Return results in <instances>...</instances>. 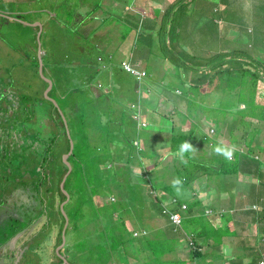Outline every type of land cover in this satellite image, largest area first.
<instances>
[{
    "label": "trees",
    "instance_id": "obj_1",
    "mask_svg": "<svg viewBox=\"0 0 264 264\" xmlns=\"http://www.w3.org/2000/svg\"><path fill=\"white\" fill-rule=\"evenodd\" d=\"M83 1L85 0H77V4L74 0L66 1L69 7L68 10L70 11V18L74 16V12L77 10L76 8L81 9L83 13L85 12V18H89L91 14H94L93 12L95 10L96 12H100V15L106 14V17L104 18V16H102L104 19L100 20V24H98L97 26L95 25L94 30H91L88 35L80 31V25L82 23L79 25L77 24L75 26H71L69 28V32L66 34V38L69 39L68 45L70 47H74L75 45H77V50H79V52L82 51V48L84 47L88 48V51H84V53L88 54L89 58L92 57V55H90L89 53V49L91 48L96 50L95 52L99 55H101L102 52L104 53L106 58H104V56H101L98 59L102 62L105 60L101 65V69H99V67L97 66L96 70L93 73L91 72V75H87V73H89L88 71H91V66H89L88 68L87 66L90 62L92 63V61H89L90 59L85 60L82 66L83 70L81 69L82 73L84 74L80 73V76L83 77V81H77L80 82L78 83L80 85L77 86H81V88H84L81 89V92L87 96V103L90 105L96 104L99 107H103L102 104L106 103L104 100H106L105 97H107L108 93L105 91H101L99 93L100 95L96 97L94 94V89L103 87V84H99L100 80L98 76L105 70L110 68L112 62L116 63V54L112 51H109L105 48H100V46L95 45L94 34L98 30L102 29L104 25L110 24L113 20H115L117 23L120 22L121 18L115 17V14L119 15V13L114 12V9L110 10L105 7L102 0L91 3L94 5V7L81 5ZM123 1L125 2L126 0ZM193 1L194 4L192 5V7H190L189 5ZM255 1L256 2L253 6V10L243 9L241 5L240 7H238L237 4L239 3L237 0H216L215 2H207L212 6V11H215L219 14L218 20L212 18L211 21L213 23H211L210 25H213V27L216 26V31H218V29H220L219 26L230 18L231 24L240 26V30L244 33L245 36H248L249 44L245 45V47L235 45V43L240 42L241 39L234 40L232 38L227 40L225 44L224 42L219 41L222 47L219 48L216 52H213L210 55L204 57L199 56V54L197 53L202 49L201 46L197 50L196 47H191L189 44L182 45L178 43L177 49L174 50L170 48V59L181 69L188 70L190 72V75L188 76V74H185L184 77L177 82V84L168 82L165 85L166 88H170L171 90L179 93L180 96L184 97L185 99L187 98L190 105L189 109L193 108L196 105L198 106V100H201L204 109L209 108L215 115L219 116L221 114L227 116L229 112L236 113L238 115L240 114L241 117H238L239 121L245 126L244 128L246 129V131H249V135L251 134L254 127L257 133V131L259 130L258 123H264V0ZM127 2L130 4L131 12L133 14L137 13V16L139 15L140 22L138 21V23L136 22L137 24L133 23L131 25L124 24V26H130V29H124V31L122 30V39L135 37L137 38L136 41H138L139 39L141 41L144 37H146L150 42L157 40L156 42H159V44L153 45L152 43H146L144 47L147 46L146 51L149 53L158 51V57L159 50H162V41H168L169 36H174V34H176V37H179V34H177L176 32L177 30H180L183 21L182 18L184 16H188V9H195L194 5H196L195 0H157V2H159V5L157 4L158 8H152V4H149L150 6L147 8L148 11L144 9V12H140L139 0H128ZM164 2H166V5L163 9L162 3ZM231 7L233 8V10H230ZM131 12L129 11L128 13ZM147 12L148 14L149 12H153V15L155 16L154 19H157V27L155 29H152V33L146 34L144 31V24H147L145 23V13ZM121 16L125 17L124 15ZM140 23L142 24L141 26H139ZM254 23H258L259 25H255ZM253 26H255L256 30L259 29L260 32H256V30L250 31ZM163 35L166 37L164 38ZM246 40L247 39H244V41ZM228 44H230V46H227ZM150 45L154 46V48H151ZM174 45L176 46V43H174ZM186 45L190 46L192 52H190L191 50H188V48H185ZM141 47L142 46H140V44L136 45L135 48H132V50L128 54V57L122 58L119 62V66L121 67V69H123L126 73L134 76L135 82L137 83L136 94L134 98L135 102L132 103L134 104L133 106L132 104H130V108L132 111L130 114L132 115L131 117H129V119L131 121L133 120L136 126H138L139 128H144V130L148 129L151 125L158 126L156 124H159L160 122H165L166 124L170 123V127L172 128L170 129V131H165L161 128L158 134H160L164 138H169L168 141L170 142L169 147H171V152L179 153L180 146L185 141L190 142L194 147V144L197 142V140H203V137H205L206 140L213 141L212 143L214 145L230 146L228 142L225 143L218 141L215 137V133L211 135L207 130L205 132L203 130H198L197 132L194 129L183 131L181 125H175L174 118L172 116L171 117L173 119H169L170 117L168 118L167 115L161 114L160 112H157L155 108H150L149 106H147L149 103H147V100L145 101L144 99V96L146 94L144 90V86L146 85V78L144 77L139 79L135 74L127 71V69L122 65L123 61H128L132 65L136 66V68L145 70L147 75L146 77L148 78L150 76V67H147V70L142 68L140 62L136 57L138 52H142ZM131 57L134 58V61ZM59 61L57 64H59ZM48 66H50V64L46 60L43 66V71H46ZM50 67L51 69L55 67V63L54 65L52 63ZM161 68L163 71L162 73L166 75V77H169L171 74V69L164 68L163 66ZM1 81L4 82L3 80ZM108 84L111 88H115L117 82L115 81V79L110 78ZM216 85L217 88L215 87ZM55 86H57L56 90H59L58 83ZM221 88H223L226 92H230V94L232 95L230 98H232L233 101L227 102L228 104H225L224 102L222 104L218 103V106L213 107L206 106L205 104H207V99L212 95L213 92H215L216 89L219 90ZM60 93L63 94L62 91H60ZM65 93L66 92H64V94ZM55 94L54 96L59 97L56 91ZM64 97L65 95L63 96V98H60L64 99ZM22 98L23 95H19L14 91L0 93V110L8 108L10 103H13L14 108H17L16 112H18L19 110H21L20 103ZM66 104L67 106H65L64 104L63 110L68 112L71 116V127L75 128V130H73V132L70 131L71 133L67 135V131L64 127L65 140H63V143L58 144V147H56L53 142L51 146H49L42 152H39L38 150H36V148L33 150L32 146H24V149L26 150L23 151H19L17 149L11 150L9 146L0 147V169L3 170V172H7L6 170H9V167H12L14 169L13 172L15 173L18 171V167L23 166H25V170L27 171L26 165L29 166V164L30 167L34 166L31 172H36L37 167L40 166V164L33 165V163H35V161L37 160L36 157H41V159H43L44 161L43 163L46 166V158L56 149L52 156L55 159V162L53 163L56 164V176L58 175V178L55 181H58L59 185H57L58 189H49L52 195L48 200L49 205L58 207V212L59 204L65 201L67 198L66 194L63 192L65 189L70 193L72 192V194H74V192L82 194L92 192L91 187L88 185L89 173L87 169H89V164L93 163L96 160V158L92 156L87 150V135H84L82 138V135L85 133L86 127H88L89 124H78L76 119L72 117L73 115H76V111L79 108V105H77L78 99L71 101L68 100ZM101 109L102 108H99L101 113H98L100 117L104 114L103 110ZM214 111L216 112L214 113ZM179 112L181 111L175 109V112L173 114H179ZM218 112L220 114H218ZM137 115L140 117L141 121L146 123V125L138 124V120L136 119ZM63 117L66 119V115L60 113V118L62 120ZM119 118L126 120V117L124 116H119ZM248 119L250 122L252 121V125L250 126H247L245 123H243ZM63 123L65 124L64 121ZM25 124L27 125V122L23 123L21 120H18V130L23 129L24 131H27ZM211 125L217 130V126L213 124ZM50 127L52 128V124H50ZM214 131V129L213 131L210 130V132ZM246 134L244 135V137H246ZM231 135H233V138H236L237 136L234 134ZM127 139L130 138L127 137ZM37 141L42 144L41 137L33 138V142ZM128 144L129 157L126 158L127 161H129V158L130 160L132 159V150L134 151L135 147L139 151L141 149L140 145H134L135 142L132 139L131 141H128ZM252 145L253 141L250 140L247 143L248 150L243 149L240 146H235L236 151L234 152L231 161L225 160L222 155H218L216 153L213 154V158L211 159L202 155L197 156L194 154V151L186 152L184 154V160L186 161V163H182L181 160L179 161L180 166L177 168V173L180 174V170L182 168L187 169V171L191 175L187 178L189 180H194V182L200 175L205 174L207 175V177H209L211 174L216 173H220V177L223 176V181L226 180L225 177H227L229 180H233V177L235 175L238 176L242 173L241 168L243 169V167L240 166L243 157L242 155L247 154L248 156L249 154L254 160L252 163L245 162L244 169H251L250 171H253V173H255L259 178L261 189H264V146H262V149L256 151L252 148ZM28 150L33 151H31V153H28ZM70 151L71 153L68 157V161L71 164V168L66 162H63L62 159V154L69 153ZM11 153H14V156H16L15 159L11 158ZM256 155L257 157H255ZM30 156H33L35 158H33V161L31 163H28V159L30 158ZM44 164H42L41 169H43L45 174L46 168H44ZM247 165L250 166L248 167ZM16 167L17 169L15 170ZM68 170H70V173L68 174L65 181V189H61L60 183L63 179L64 174H66ZM18 172H20L17 173L18 175L23 174L24 176V173L21 170H19ZM49 173H51V171ZM49 173H47L44 177H46ZM187 178H182V181L188 182L189 180ZM232 183L235 184V182L233 181L229 186L226 185L225 182H223V185L220 184L221 189H214L216 190L215 196H226L229 195L230 192L232 196L235 190L231 188ZM128 185L129 183L126 182V186ZM79 187L83 188L80 189V192L76 190ZM261 189H251L252 194L249 196L250 198H248L244 202L236 203L233 201L232 197V200L226 203L227 205L224 209L220 210L216 207L210 206L209 208H211V213L206 212L204 208L202 209L201 205L203 206V203L202 200L199 199V196H194L188 200L179 199V197L174 193L177 189H158L156 185H153L152 189H140V195L138 194L137 189H122L125 195L124 202H120L118 207L116 206L117 203H115L113 206H115L114 208H118V210H120V218L124 220H122L118 224L116 222L115 227H119V229L124 230V232L132 234L133 232L130 231L128 227L130 226L129 224L131 223L132 226H136L135 224H139L141 234L143 233V231L147 230V235L142 238L145 241L143 242V244L146 245L145 248L149 247L150 251L154 252V243L157 244L156 242L162 236L167 237L168 233L156 224L157 218L150 213L145 205L146 198H153L156 201L161 214L168 219V223L170 228L172 229V232L174 231L176 234H182L185 237L187 245L191 249L192 264H211L214 257L223 256V253H217L215 250L208 253L205 252L203 250V244H205L203 241L209 242V240H212L214 246L221 247V245L225 243V236L233 238V242L237 240L244 246L243 248H245L241 252L232 255H235V264H264V260H262L264 259V193L261 192ZM37 190L39 191V189ZM182 190L187 191L189 189ZM165 192L172 195L168 203H164L163 201ZM57 198H59V202H57ZM83 199H85V196H83ZM70 203L71 200L66 204V206H69ZM84 203L90 205L94 204L92 198L90 197H86V199L82 201V204ZM183 205H185V207H183ZM253 205H255L256 208H250L248 210V214L251 220H253V227L255 228L253 238L255 242L254 244H247L249 240H246V237H243L239 234L238 229H236L235 227V223L237 221L243 222V220L241 218L239 220L237 216L238 210L240 211V209L243 210L246 206L251 207ZM94 207H97L96 204H94ZM100 207L101 206H98L97 208ZM111 209L112 207H109V210ZM174 212H178L181 215V221L179 223L173 222V220L170 218V215ZM217 214H221V225H215L212 221V217H215ZM243 217L246 219L248 216L244 215ZM94 218L102 222L103 220H105L104 216H102L99 210L94 214ZM103 227L105 229V232L108 231V233L107 235H105V237L101 236L98 243L96 244L94 243L92 235L97 236V232H91V229L89 228H85L81 231L82 234L86 235L84 236V240H82L79 244L83 246H80V251H82L83 253H88V256L90 258H93L95 262L97 261V264H106L109 259L111 260L114 251L125 257V264H131V262H133L134 260L136 263L139 260V255L141 256L142 251L137 250L136 245L133 243L134 245H131L133 252L131 253L126 247L127 242L122 240L124 238L118 239L116 237L117 235H114L115 232L110 229L111 227L108 228L105 222H103ZM75 230H80V226L78 227V225L76 224ZM61 233L62 229H59V242L61 240ZM232 236H237L238 238L236 239ZM87 240H91V242H93L90 244V247H87V244H85V241ZM190 241L192 242V245H190ZM108 243L111 245H108ZM250 245H254L252 246L253 248L251 251H249V247H251ZM179 263H183V261Z\"/></svg>",
    "mask_w": 264,
    "mask_h": 264
},
{
    "label": "rangeland",
    "instance_id": "obj_2",
    "mask_svg": "<svg viewBox=\"0 0 264 264\" xmlns=\"http://www.w3.org/2000/svg\"><path fill=\"white\" fill-rule=\"evenodd\" d=\"M65 1V0H61ZM77 4V0H74ZM114 2L115 0H111ZM123 1V0H121ZM196 5L195 9H188V16H184L182 18V24L180 27V30H177V34H179V37L169 36L168 41L164 40L162 41V50H159V57L157 59L162 63L160 64V71L157 72L158 77H163L164 74L162 73V66L167 69H171V74L169 77L165 78L164 82H158L155 85H145L144 89L146 93H150V89L152 87V91L149 95H145V100L148 101V103L155 107L157 112H160L161 114L167 115L169 119L174 118L175 125H181V128L183 131H188L189 129H194L198 132V130H203L204 132L207 130L209 134H214L218 141L225 142L230 146H240L243 149L248 150L247 143L252 140L253 145L252 148L256 151L262 149V146H264V123H258L259 130L255 131V127L253 128L251 134L249 135V131H246L244 128L245 126L239 121L238 117H241V115L236 113L229 112L227 116L221 115L219 112L218 115H215L212 113V110L204 109L202 106L201 100H198L199 105L194 106L193 108L189 109V103L188 99L180 96L179 93L171 90L170 88H166L165 85L168 82H171L172 84H177V82L184 77L185 74L190 75V72L188 70L181 69L179 66H177L175 63L172 62L170 59V48L177 49V44L180 43L182 45L184 44H190L192 43L194 47L199 49L201 46V50L197 53L199 56H208L213 52H216L219 48L222 47L220 42H225L229 39H241L240 42L235 43V45H239L242 47H245V45L249 44L248 36H245L244 33L240 30V26L231 24L230 18L227 19L223 24L219 26L220 29L217 30V27L213 25H210L213 23L211 20L212 18H215L218 20L219 14L217 12L212 11V6L208 4L207 2H215L216 0H195ZM239 4H237L238 7H241L243 9L253 10L254 7H252L253 2L252 0H237ZM41 0H38V3H40ZM154 2V1H152ZM151 2V3H152ZM31 4V1L28 0H0V8L10 9V11H13L14 13L17 12H24L25 9L29 7ZM150 4V3H149ZM194 4V1L190 3V7ZM233 4V2H232ZM5 5V6H3ZM36 8L39 10H43L45 7V4H36L34 3ZM152 8H158L157 2H154L151 6ZM33 10V13L30 15H27L29 18L30 16H33L35 14V10ZM230 10H233L231 7ZM148 11V9H146ZM212 12V14H211ZM226 12V11H225ZM37 16L41 18V11H38ZM10 19L6 18V15L0 14V81H6L11 84V86L14 87L15 93L19 95H23V98L21 99L20 108L17 112L18 119L21 120L23 123L27 122V125L25 124L28 134H30L28 137L33 139L35 137H41L42 142L45 144H49V146L52 145V142L56 147H58V144L63 143L64 140V127L66 128V122L65 118L63 117V120L60 118V113L64 112L67 118V121L70 123L71 127V116L68 112L62 111L64 107V103L68 101V99H78L79 108L76 112H79L75 115V119L78 124L84 123L85 125L89 124L90 128L93 127V125L97 124L102 127L103 120L102 117L97 115L98 113H101L100 110L97 108V106H92L88 104V99L85 94L81 92V86H77L72 82H68L64 85L61 84V80L59 78H56V82H58V89L64 90V92H68L65 94L64 99H61L60 96L57 97L58 99L53 98V95L55 94V91L57 89V86L54 87L53 91L48 95L47 91L50 87V84L46 85V82L49 80L47 73L48 71H41L42 69V62L40 59H36L35 53L37 51V55L39 56V42L43 40V42L48 45V36L42 35V38L40 39L39 32L37 33L35 28L32 26H27L24 23L18 24L17 22L13 21L14 17L10 16ZM13 18V20H11ZM44 16H42V19ZM233 23V22H232ZM226 24V25H225ZM123 25V24H122ZM142 24L140 23L139 26ZM123 29L129 30L130 26H123ZM164 36V35H163ZM166 36H164L165 38ZM172 37V38H171ZM244 39H247L244 41ZM38 43V44H36ZM176 43V46L174 45ZM175 47H173V46ZM227 46H230L228 44ZM93 48L89 49L90 55H92V60L94 62L95 67L92 69L90 67L92 73L96 70L97 66L99 69H101V65L105 61H99L98 56L99 54L95 52ZM102 52V51H101ZM103 54V55H102ZM100 56H104V53L102 52ZM149 57H152L150 53H148ZM121 56L116 57V62L118 64ZM153 58V57H152ZM63 63V61H60ZM164 64V65H163ZM59 67H61V64H58ZM55 66L52 69L55 71V75H59V67ZM147 66L150 67V64L147 63ZM89 65L87 66V68ZM82 66L81 63L79 64L78 70H81ZM65 70V69H64ZM3 78V79H1ZM98 78L103 81L104 84V90L108 91L106 100H104L106 103H111L117 99H119L118 95H116V91L122 90L124 91V99L127 98L130 92H133L134 83L129 81V83L120 82L114 78L113 79L117 82L115 88H111L108 84V80L110 78V71L108 69L107 72L102 73L98 76ZM128 79H131V77H125ZM147 79V77H146ZM76 84H78L76 82ZM213 84V83H212ZM80 85V84H78ZM46 86V90L44 91V87ZM217 88V85L215 86ZM140 88V87H139ZM74 89L77 91L72 92ZM56 95V94H55ZM59 95V94H58ZM57 96V95H56ZM120 96V95H119ZM232 95L230 92L224 91L223 88L216 89L215 92L212 93V95L207 99L206 106L213 107L218 106L222 104L223 102L225 104H228L227 102L233 101L232 98H230ZM132 98L129 102L132 101ZM87 99V100H86ZM105 103V104H106ZM243 107V106H242ZM58 109V111H57ZM175 109H178L179 114H173L175 112ZM131 111V110H130ZM216 111H214L215 113ZM173 118H172V117ZM190 118V119H187ZM63 121L65 122L64 126L62 125ZM51 122V123H50ZM155 123V122H154ZM247 126L252 125V121L250 122L249 119L247 121H244ZM50 124H52V128L50 127ZM217 126L216 128L212 127V125ZM220 124V126H219ZM158 126H150V129H163L165 131H170L172 129L170 126L171 124H166L165 122H160L159 124H156ZM256 125V124H255ZM257 126V125H256ZM168 129V130H167ZM215 130L214 132H210ZM72 130V127H71ZM149 130V129H147ZM73 132V130H72ZM86 133L88 134V130L86 128ZM247 133V134H246ZM237 135L236 138H233V135ZM246 134V137L244 135ZM163 138V136H161ZM249 138V140H248ZM168 137L165 139V143L168 141ZM203 140H197V142L194 144V148L196 149L194 151V154L197 156H205L207 158H213V154L215 147L219 145H214L212 142L206 140L205 137L202 138ZM248 140V141H247ZM247 142V143H246ZM169 143V142H168ZM167 147V144H165ZM40 147V146H38ZM164 148V146H162ZM14 148V147H13ZM17 150H20L18 147H16ZM41 148V147H40ZM56 151V149L54 150ZM52 152V154L54 153ZM52 154H50L46 158L47 167L50 169H47L45 174L43 171L41 173H32V169L29 166L26 165L27 174L23 177V174H17L21 167L15 168L18 171L15 173L13 172V168L11 167V170L7 169V172H3V170L0 169V201L7 202L9 199L10 202H14L17 205L20 203H26L27 206H29V210L27 206L24 205L22 208V214L24 218H28L30 214L32 217L30 219L33 220L39 212L38 208L41 210V212H45L46 207H48V200L46 197H44L42 200L41 193H46L51 191L49 189H58L59 182L55 181L58 178V175L56 176V164L55 159L53 158ZM11 158L15 159L16 156H14V153H11ZM245 155V156H244ZM242 155L241 160V175L238 176H232L233 180H229L227 177H225L226 180L223 181V176L220 177V173L211 174L209 177L207 175L203 174L198 176L197 180L194 182V180H189L187 177L191 176L187 169H181L180 174L177 173V168L180 166L179 161L176 163L175 171L171 169L172 165H169L166 160L167 157H163V155H159V158L161 159L160 162V168L158 169L155 166L154 157L146 162L145 165L148 166L149 171L146 175L145 170H142L141 175L140 172L141 168H136V172H138L136 175H133V179L135 182L141 184H145L146 189H152L153 185H157V180L166 188L168 189H176L173 187V180L179 178L181 180L182 189H192L193 190V197L199 196V199L204 201L203 206L201 205L202 209H206L207 206H213L216 208L224 207L226 208V203L231 201L233 197V201L236 203L244 202L249 196L252 194L251 189H261V184L259 178L256 176L253 171H250L251 169L245 168V162L252 163L253 158L248 154ZM96 158V155H92ZM169 157V156H168ZM257 157V155L255 156ZM1 158V157H0ZM33 156H30L28 159V163H31L33 161ZM100 156L98 155L96 159H99ZM210 160V159H209ZM165 161L163 164L162 162ZM63 162H65L63 160ZM221 163V162H220ZM248 167L250 165H247ZM89 182L88 185L91 187L93 195L90 197L92 198V201L94 202V198H96V202L100 204L101 208L104 205H114L115 203H109L106 200V194H113V192L116 193V191H113L112 189H124L126 187V181L122 182V185L119 187H116L114 184L115 177L112 175V169L109 167L108 162H102L100 160H95L93 163L89 164ZM155 169V177L156 175H162L160 178H154L152 175V170ZM248 169V170H247ZM39 170V168H37ZM51 171V173H49ZM161 171L163 173H161ZM173 172V173H172ZM47 173H49L46 177H44ZM31 174V175H30ZM29 175V176H28ZM56 176V178H55ZM151 176V177H150ZM150 177V178H149ZM39 178V179H38ZM182 178H187L188 182H183ZM196 179V178H195ZM60 181V180H59ZM235 182L231 184L232 189L234 190L233 195L231 196V192L229 195H221L220 199L219 197L215 196L216 190L214 189H221V185H223V182H225L226 185H230L231 182ZM221 184V185H220ZM132 186V184L130 183ZM194 186V188H193ZM24 187V188H23ZM26 189V194L20 195V189ZM60 188L65 189V187H62V183H60ZM223 188V186H222ZM11 195L5 196L2 192L9 193V190ZM12 189H15L14 191ZM39 189V191L37 190ZM80 189H83L82 187H79L78 190L80 192ZM131 189H143L142 186H132ZM178 193L177 190H175V194L177 196H180L181 198H184V191H181ZM261 192L264 193V189H261ZM85 196V199L87 194L82 193H74L73 198L75 201H77L79 198ZM34 197V198H33ZM89 198V197H88ZM188 200V199H186ZM169 200H165V203ZM120 203V202H119ZM119 203L116 204V206H119ZM94 206V204H93ZM247 207V206H246ZM244 208L243 210H238L237 216L240 220V218L243 220V222L237 221L235 223L236 229H238L239 234L243 237H246V240H249L247 244L251 243L254 244L255 240L253 238V234L255 232V228L253 227V220H251L248 210L250 208H256L255 205L251 207ZM209 208V207H208ZM31 209H37V211H33V213H30ZM208 212L211 211V209H207ZM77 213V212H76ZM37 214L36 216H34ZM46 214V213H45ZM42 215L43 217H39L38 221L44 222L49 221V218L53 221L60 222V216L58 212V207L55 206L51 208V210L47 211V214ZM221 214H217L215 217H212V221L215 225H221ZM247 215L248 217L245 219L243 216ZM25 220L23 223H18V226L20 224L28 225L31 222H29V219ZM23 219V218H22ZM21 219V220H22ZM36 220V218L34 219ZM246 222V223H245ZM40 222H38L39 224ZM41 227V226H40ZM38 227V228H40ZM8 230V229H7ZM56 229H53V232H55ZM62 235V233H61ZM48 236V235H47ZM54 236V235H53ZM51 237L48 236L45 239L44 242H41L40 244H36L34 248H31V251L37 253L41 252L43 254L50 253V250L52 249L51 245ZM61 237V236H60ZM234 238H238L237 236H232ZM57 238V237H56ZM6 240V237H4L0 242L2 245L4 244V241ZM225 243L221 245V247H216L211 244H203V250L211 252L216 251L217 253H223V256L215 257L212 260L211 264H235V255L233 254L241 252L244 246L240 244L237 240L233 242V238H229L225 236L224 238ZM170 242V240H168ZM172 241V240H171ZM186 241H183L182 246L180 249L176 251V256L178 257H186L188 255L187 252V246ZM263 245V244H262ZM7 246V245H6ZM82 245H77L78 248H80ZM163 246V245H161ZM249 251L252 250V246L250 245ZM261 246V245H260ZM83 247V246H82ZM5 248V246H4ZM190 249V248H189ZM227 256V257H226ZM264 260V259H262ZM11 262L8 261L6 264H10ZM179 264V263H178ZM186 264H192L189 262H186Z\"/></svg>",
    "mask_w": 264,
    "mask_h": 264
},
{
    "label": "crops",
    "instance_id": "obj_3",
    "mask_svg": "<svg viewBox=\"0 0 264 264\" xmlns=\"http://www.w3.org/2000/svg\"><path fill=\"white\" fill-rule=\"evenodd\" d=\"M28 1H31V4L27 9L24 10V12L14 13L13 11H10V9L0 8V11H3L0 12V14L6 15V18L8 19H10L9 18L10 16H13L14 20L13 18H11V20L17 22L18 24L24 23L27 26H32L35 28L37 33L39 32V30H41L39 32L40 39L42 38V35H44V33L46 37L48 36L47 38L48 45H46L43 42V40H41V42H39L40 45L39 56L37 55L38 49L35 53V57L40 59V61L42 62V71L44 70L43 66L46 60L48 61L50 66L52 65V63L53 65L55 63V66L56 65L58 66L57 64L58 61L59 60L63 61V63L59 61V64H61V67L58 66L59 67L58 70L60 73L59 75L57 74L55 75V71L51 69L50 66H48L47 68L48 71L47 76L49 80H52V83H49V81H47V84H50L47 94L49 95L53 91V87L57 85L58 82H56V78H59L62 81L61 82L62 85L68 82H72L75 85H78L76 84L77 81L80 82L83 81V77L80 76V73H82L83 68L82 70H78L79 64L81 63V66H83L84 61L90 59L89 61H92V63L90 62L88 65L93 68L95 67V65L92 58L91 57L89 58L88 54L84 53V51H88V48L84 47L82 48V51L79 52V50H77V45H75L74 47H70L68 45L69 39L66 38V34L69 32V28L71 26H75L77 24L79 25L82 23L80 25V31L88 35L91 32V30H94L95 25L97 26L98 24H100V20L104 19L106 17V14L100 15V12H96L95 10L93 12L94 14H91L89 18H85L86 17L85 12L83 13L81 9L76 8L77 10L74 12L75 13L74 16L70 18L69 17L70 11L68 10L69 7L68 4L66 3L67 0H65L64 2L61 0H41L40 3H38V0H28ZM97 1L99 0H85L81 5L87 7L90 6L94 7V5L91 3ZM127 1L128 0H126L125 2L121 0H115L114 2H112L111 0H102V2H104L103 5L105 7H107L110 10L114 9V12L119 13V15L115 14V17H120L121 21L117 23L115 20H113L110 24L104 25L102 29L95 32L94 34L95 45L100 46V48H105L109 51L114 52L116 54V57L121 56L120 58L121 60L122 58L128 57V54L130 53L132 48H135L136 45L140 44V46H142L141 47L142 52L137 53L136 55L137 60L140 62L141 67L146 70L148 67L147 63L150 64V68H149L150 76L145 80L146 84L152 86L158 82L163 83L165 78L167 77L166 75H164L163 77H158L157 75V72H161L159 66L160 64H162L157 59L158 51L154 53H150V55L153 57L152 58L148 56L149 52L146 51L147 46L144 47L146 43L149 44L152 43L153 45H157L159 44V42H156L157 40L150 42L149 39H147L146 37H144L141 41L140 39L136 41L137 38L135 37H128L122 39L121 32L124 31V29L122 28L124 24L131 25L136 22L138 23V21L140 22L139 15L137 16V13L133 14L131 12L130 4ZM152 1L157 2V0H139L140 12H144L145 11L144 9H147L150 6L149 3L153 4L154 2ZM252 2H253L252 5L253 7L256 1L252 0ZM34 3H36L37 5L45 4L43 10L39 9L41 11V18L37 16L39 15L38 14L39 10L36 8ZM165 3L166 2L162 3L163 9L165 8L166 5ZM157 4L159 5V2H157ZM32 9L35 10V14L28 18L27 15L33 13ZM129 11L131 13H128ZM121 15H124L125 17ZM42 16H44L43 19ZM102 16H104V18ZM154 17L155 16L153 15V12H149V14L148 12L145 13V23L147 24H144L145 25L144 31L146 34L152 33L153 32L152 29H155L157 27V19H154ZM15 18L16 19L19 18L18 19L19 21H17ZM254 24L259 25L258 23H254ZM251 30H256L255 26H253V28H251L250 31ZM256 32H260V30L257 29ZM189 45L193 47L192 43H190ZM189 45H186L185 48H188V50H191L190 52H192V49L190 48ZM150 47L154 48V46L152 45H150ZM99 57L101 56L99 55L98 59ZM132 60L134 61V58H132ZM119 62L118 64L117 62L116 63L112 62L110 68H108L110 71V78L113 79V74H114V78L118 81H124L123 79H125V82H129V81L133 82L135 84L133 87V92H130L127 98L124 99V91L118 90L116 91L115 94L118 95L119 99L111 103L102 104L103 107H99L96 104L92 105V106H97L98 109L102 108L101 110H103L104 114L101 117L102 119H104L103 120L104 127L95 124L93 125L92 128H90V125H88V127H86L88 130V134L85 131V133L82 135V138L84 135H87L88 152L91 155H96V158L98 155L100 156V158L96 160L109 163V167L112 169V175H114L115 177L114 184L116 187L121 186L122 182L126 181L129 183V185L124 187V189H131L132 186H139V187L142 186L143 189H146L144 183L141 184V181L140 183L135 182V180L133 179V175H136L138 173L136 172L137 171L136 168H141V171H139L140 175L142 170H145L147 175L149 168L148 166L145 165V163L146 162L148 163V161H150L154 157L155 166L159 169L161 162L159 155H163V157H167L166 162L169 165L172 164L174 165L171 166V169L172 171L173 169L175 171L176 168L174 167H176V163L181 159L178 156V153L171 152L170 149L171 147H169L170 142L167 141V143H165L166 138L164 137L162 138L161 135L158 134L160 129L144 130V128H139L138 126H136L133 120L131 121L129 119V117H131L132 115L130 114L132 112L130 111L131 110L130 104L135 102L134 98L136 94L137 83L135 82L134 76H132L129 73H126L123 69H121V67L119 66ZM108 69L105 70L103 73L107 72ZM88 72L89 73H87V75H91L92 71H88ZM126 76L131 77V79L125 78ZM109 80L107 82H109ZM99 82L103 84V87L94 89V94L96 97L100 95L99 93L101 91L108 92L103 89L105 83L101 80ZM45 90H46V86L44 87V91ZM59 90H56V93L59 94L61 98H63V96L68 93L67 92L64 94V90H60L63 93L61 94ZM11 91L15 92L14 87L11 86L8 80L4 82L0 81V93L11 92ZM75 91L77 90L74 89L72 92ZM149 91L151 93L152 87ZM150 93H146L145 95H149ZM131 97H133L132 101L129 102L128 99L130 100ZM53 98H57V97L53 95ZM68 100L71 101L75 99L70 98ZM146 102L148 103V101ZM64 104L65 106H67L66 103ZM147 106H149L150 108L152 107L149 104ZM16 111L17 108H14L13 103H10L8 108H4L0 110V147L9 146L11 150H15L17 149L16 147H18L20 149L19 151H23L26 150L24 149V146H32L33 150L36 148V150H38L39 152H42L46 148H48L49 144H45V143L43 144V142L42 144H40V142L38 141L33 142V139L31 138L28 139L30 134H28L26 130L25 131L23 129L18 130L17 121L19 119H17L18 115ZM78 113L79 112H77L76 114ZM61 114L65 115L64 112H61ZM119 116L126 117L125 118L126 120L119 118ZM72 117H75V115H73ZM66 119L65 122L67 127L65 129L68 135L69 133H71L70 131L75 130V128H72L71 130L70 123ZM148 129H150V127ZM127 137H129L130 139H127ZM131 139L135 142L134 144L135 146L140 145L142 151L141 149L140 151L137 150V148L135 147L134 148L135 150L134 151L132 150V159L130 160L129 158V161H127L126 158L129 157L128 141H131ZM165 144H167V147L165 146ZM38 146H40L41 148ZM162 146H164V148ZM31 151L28 150V153H31ZM70 153L71 151L69 153H63L62 159L65 162L67 161L71 167V164L68 161V157ZM36 158L37 160L35 161V163H33V165L40 164V166L37 167L39 168V170L36 169V172L34 173H41V171H43V169H41V166L42 164H44L43 163L44 161L39 156H37ZM162 163L164 164L165 161H163ZM33 167L34 166H31L30 168L33 169ZM44 168H46L47 170V168L49 167L45 166L44 164ZM9 169L11 170V167H9ZM20 170L24 173V176L27 174V171L25 170V166L21 167ZM89 170L90 169H87L88 173ZM69 173L70 170H68L66 174H64L63 179L67 177ZM161 173L163 172L161 171ZM151 176H153L154 178L162 177V175H156L155 177V169L152 170ZM157 182L158 184L156 186L158 187V189H168L165 186H163L158 180ZM130 183L132 184V186L130 185ZM64 186H65V182H64ZM23 188L20 189L19 192L20 195L26 194V189ZM180 189H182V187H180ZM6 190H9V193L2 192L3 195L5 196H9L11 195V193H13L10 192L11 189H6ZM12 190L14 191L15 189ZM112 190L116 191V193L113 192V194L111 193L106 194V200L109 203L124 202L125 195L123 190L122 189L121 190L112 189ZM65 191L67 192V194L65 193ZM63 192L67 196L66 200L60 204L57 203L59 204V212H60L59 216L61 219L60 222L53 221L50 218L49 221H44V222L38 221V218L40 216L43 217L42 216L43 213L47 214V211L51 210V208L54 207V205H49L48 199H50V196L52 195V193L50 192H46V193L40 192L41 200L44 197L47 198L48 207H46L45 212H41V210L38 208L39 214L34 215V216L37 215L35 217L36 220H34L35 218H33V220L30 219L32 217L31 214L28 218L26 217L27 219H29V222H31L28 225H23L24 224L23 222H25L26 218L23 217L22 208L24 207V205L27 206L26 203H20L19 205H17L16 203L14 204V202H10L9 199L7 200V202L0 201V241L4 237H6V240L4 241L3 245L0 242V264H6L8 261L11 262L10 264H97V261L95 262L93 258H90L88 256V253H83L82 251H80V248H78L77 245L80 244L82 240H84V236L86 234H82L81 231L84 230L85 228L91 229V232L98 233L97 236L92 235L95 244L98 243L99 238L101 236L105 237L108 231L105 232V229L103 227V222L107 224L108 228L111 227L110 229H112L113 232H115L114 235H117L116 237L118 239L120 238L125 239L122 240L127 242L126 247L129 249L131 253L133 252L132 246L134 244L136 245L137 250L142 251L141 256L139 255V260L136 263L134 260L133 262H131V264H178L179 262L182 261L184 264H186V262L189 263L192 262V253L188 245H186L188 248L187 249L188 255L186 257L183 258L176 256V251L178 250V248L180 249L183 241H186V239L182 234H176L174 231L172 232V229L170 228L168 223V219L161 214V211L158 205L156 204V201L153 198L150 199L146 198L145 205L150 211V213L157 218L156 224L159 225L168 233L167 237L162 236L156 242L157 244L154 243L155 245L154 252L150 251L149 247L145 248L146 245L143 244V242L145 241L142 238L145 235H147V230L143 231V233L141 234L139 224H135L136 226H132V224L129 222L130 226L128 227L130 231L133 232L132 234H129L128 232H124V230L119 229V227H115L116 222L118 224L122 220H124L120 218V210H118V208H114L115 206L111 204L104 205L102 208L101 207L97 208L98 206H100V204L96 202V198L99 195L94 198V204H96L97 206L95 208L92 204L91 205L86 203L82 204V200H81L82 197L79 198L77 201H75L72 192L70 193L66 189ZM137 192L140 195V189H137ZM184 192H185L184 198L178 196L179 199H190L193 197L194 193L192 189H189ZM164 194H165L163 198L164 203L165 200L167 199L170 201L172 195L167 192H165ZM92 195L93 192L87 193L88 197H91ZM57 199H58L57 202H59V198ZM70 200L71 203L69 204V206H66V204ZM202 203H204V201H202ZM109 207H112V209L109 210ZM208 207L210 206L205 207L206 212H208L207 209H211ZM27 208L29 210V206H27ZM219 209L220 210L224 209V207H221ZM98 210L105 218L103 222L94 218V214ZM33 211H37V209H31L30 213H33ZM40 213L42 215H40ZM209 213H211V211ZM38 222L40 223L38 224ZM18 223H23V224H20L18 226ZM76 224L78 225V227L80 226V230H75ZM54 228H56L55 232H53ZM59 229H62L60 242L58 237ZM47 235L52 236L50 242L52 245V249L50 250V253L43 254L41 252L35 253L31 251V248L37 247L34 245L40 244L41 242H44L45 244V239L48 237ZM168 240H170V242ZM85 242H86L85 244H87V247H90V244L93 243L91 242V240H87ZM203 242L205 244H211L214 246L212 240H209V242H205V241ZM108 245L111 244L108 243ZM206 252L208 253V251ZM183 263H179V264H183ZM106 264H125V257L114 251L111 260L109 259Z\"/></svg>",
    "mask_w": 264,
    "mask_h": 264
},
{
    "label": "clouds",
    "instance_id": "obj_4",
    "mask_svg": "<svg viewBox=\"0 0 264 264\" xmlns=\"http://www.w3.org/2000/svg\"><path fill=\"white\" fill-rule=\"evenodd\" d=\"M146 76L147 75H145L144 77H146ZM99 84H102V83L100 82ZM133 105L134 104H132V106ZM195 150L196 149L193 147V145L190 142L185 141L184 143H182L181 146H180V149H179V153H178V156L180 157L181 162L182 163H186V161L184 160V154L186 152H191V151H195ZM235 151H236L235 145H233V146H227V145L217 146L214 149V152L216 154L222 155L225 158V160H228V161H231ZM61 182H63V180ZM181 183L182 182H181V180L179 178L173 180V185L172 186L177 189L178 193L180 192V187L179 186L181 185Z\"/></svg>",
    "mask_w": 264,
    "mask_h": 264
},
{
    "label": "built area",
    "instance_id": "obj_5",
    "mask_svg": "<svg viewBox=\"0 0 264 264\" xmlns=\"http://www.w3.org/2000/svg\"><path fill=\"white\" fill-rule=\"evenodd\" d=\"M122 65L127 69V71L131 72L132 74H135L139 79L144 78V76L146 75V71L145 70H140V69L136 68V66L132 65L128 61H123ZM136 119L138 120V124L146 125L145 122L140 120V117L138 115L136 116ZM183 207H185V205H183ZM170 218L175 223H179L181 221V215L178 212L177 213H175V212L172 213L170 215ZM190 245H192L191 241H190Z\"/></svg>",
    "mask_w": 264,
    "mask_h": 264
},
{
    "label": "water",
    "instance_id": "obj_6",
    "mask_svg": "<svg viewBox=\"0 0 264 264\" xmlns=\"http://www.w3.org/2000/svg\"><path fill=\"white\" fill-rule=\"evenodd\" d=\"M16 19V18H15ZM19 18H17L16 20L17 21H19L18 20ZM41 71H42V69H41ZM49 81V83H52V80H48ZM66 163L68 164V162L66 161ZM69 165V164H68ZM69 167H70V165H69ZM71 168V167H70ZM65 180H66V177L63 179V183H62V187H64V182H65ZM65 193L67 194V192L65 191Z\"/></svg>",
    "mask_w": 264,
    "mask_h": 264
}]
</instances>
